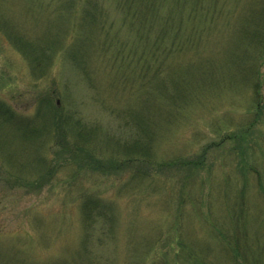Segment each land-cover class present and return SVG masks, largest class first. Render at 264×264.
Returning a JSON list of instances; mask_svg holds the SVG:
<instances>
[{"label":"rangeland","instance_id":"obj_1","mask_svg":"<svg viewBox=\"0 0 264 264\" xmlns=\"http://www.w3.org/2000/svg\"><path fill=\"white\" fill-rule=\"evenodd\" d=\"M219 1L228 3V14L219 20L223 24L215 29L216 43L210 44L217 47L218 54L213 58L207 54L199 63H188L193 49H184L177 41L153 34L148 51L140 56L143 46L141 43V48L137 47L136 36L140 33L132 29L126 12H116L114 0H0V24L6 23L5 28L14 31L15 37H22L31 45H22L24 49L20 47V51L5 36L10 32L0 26V107L5 111L0 112V264H92V255L79 243L87 233L83 226L88 228L80 212L81 192H97L107 199L112 216L122 224L119 250L117 247L121 257L134 249L144 235H152L151 222L159 220L161 227L167 225L172 216L163 210L168 205L175 212L184 195L186 213L194 222L197 217L191 233L196 232L203 239L205 230L198 225L201 212L208 205L218 213H214L216 216L231 218L230 197L234 199L236 193L247 197L257 194L260 200L257 204L247 203L245 212L235 205L234 223L226 221L225 228H221L213 220L216 217L211 222L223 233H243L247 226L248 243H256V234L264 239V122L256 126L258 130L248 133L247 142L254 153L247 157L242 153L247 144L237 138L240 143H236L235 133L240 132L239 124L248 115L245 104H253L254 96L250 89L238 88L239 82L235 84L237 79L230 72L234 64L250 68L254 51L244 48L245 57L235 59L233 34L235 25L241 26L245 11L235 13L238 0ZM263 1L245 0V4L251 7ZM97 3L103 8L101 12L93 6ZM47 45L53 51L51 62L48 66L35 63L31 53L41 52ZM208 48L205 45L201 53ZM26 49L30 53H25ZM76 63L83 64L86 73L76 69ZM213 71L218 77L211 79ZM258 72L263 84L264 60L259 63ZM153 75L168 83L180 77L194 81L198 78L199 83L219 93L207 94L208 101L199 98L187 110L179 111L170 102H152L148 106L155 140L152 153L157 160L196 159L205 147L215 144L206 156L207 169L189 180L190 193L176 183L157 178L155 186L161 191L150 196L146 185H153L152 180L139 183L138 188H134V182L127 185L133 171L113 177L82 172L76 162L65 159V146H59L65 140L58 122L72 118L93 133L87 142L96 148L99 157L116 156L112 151L117 148L115 140L125 145L139 136L141 124L135 114L143 106L141 90H152L156 85ZM12 114L14 119L10 121ZM21 124L27 131L21 130ZM66 139L65 145H75L72 136ZM58 152L63 156H57ZM172 188L176 196L168 199ZM222 188L228 195L231 193L225 201ZM139 191L149 197L140 206H133ZM136 215V221L126 222ZM138 219L145 229L143 233L136 227ZM240 220H246L245 227L240 228ZM164 234L158 238L160 241ZM214 236L217 237L212 230L209 239L217 245L220 242L212 240ZM167 241L168 237L163 245L157 244L158 249L165 251L171 245ZM259 244L256 256L259 264H264V245ZM237 260L244 264V258L237 256Z\"/></svg>","mask_w":264,"mask_h":264},{"label":"trees","instance_id":"obj_2","mask_svg":"<svg viewBox=\"0 0 264 264\" xmlns=\"http://www.w3.org/2000/svg\"><path fill=\"white\" fill-rule=\"evenodd\" d=\"M114 3L116 12H126V14L131 17L132 29L140 33L136 36L139 38L137 47L141 48V46H138L141 43L143 46L140 55L142 57H144L148 51L149 45L147 44H149V37L152 34L156 35L157 38L161 37L165 40L177 41L184 49H193V54L187 59L188 63L190 61L199 63L200 60L207 58V54L211 58L218 54L217 47L211 45L216 43L215 38H213L215 29L221 28L223 24L221 23L223 21L220 22L219 20L221 17L227 16L228 14L226 10L228 3L219 0H114ZM93 6L98 12H101L103 9L99 3L93 4ZM236 10L245 11V16L242 17L243 22L240 27L235 25V32L233 34L235 35V59L241 60L245 57L244 48L246 49L248 47L252 52L254 51V59L252 60L253 62L250 68L247 66L244 67L242 64H234L230 71L231 75L233 74L235 79H237L234 81L235 84L239 82L237 83L238 88L243 90L250 89L253 91L254 102L253 104H245L244 107L248 115H246L243 118V122L239 124L240 132L235 133L236 143H240V141L236 140L237 138L242 139L243 144H247L244 145L245 151L242 153H245L248 157V155L254 153V149L249 147V142H247L248 133L258 130L256 126L260 122H264V94H262V91H264V83H261L258 72L259 63L261 60H264V1L261 5L255 3L251 7H247L245 0L244 2L238 0V4H235V13L237 12ZM223 20H226V18ZM5 24L6 23L1 22L0 26L6 31L8 27L6 29L5 27L7 24ZM7 32L11 33H9L10 37L5 34L7 39L15 43L20 51V47L23 48L22 45H25L27 48L31 47L30 43L24 41L25 39L22 37H15L14 31L11 32L8 30ZM205 45L206 47L210 46V48H208L209 51L202 54L201 48ZM50 48L52 47L47 45L41 52L31 53V57L35 58L34 62L36 61L40 65L48 66L51 62L50 56L53 52ZM225 49L226 48H224V50ZM24 52L30 53L27 49ZM158 59L160 60V58ZM76 64V69L86 73L83 69V64ZM211 73V79L213 77H218L216 71ZM153 77H155L154 81L156 85H154L155 87H153L152 90L147 88L141 90L140 97L142 98L143 106H141V112L135 114L141 124L139 136L136 137L135 140H130L131 143L127 142L125 145L115 140L114 142H116L117 148L112 151L116 153L118 157L114 155H112V158L99 157V154L96 153V148H94L91 143L87 142L93 133H88L87 127L80 123L79 120H75L74 122L72 118L69 120L62 118L58 122L57 127L62 132V137L65 140L63 145L59 144V146H65L63 151L65 159L76 162L82 172L113 177L120 176V174L127 171H133L134 173L130 178V180H132L127 185L134 182L135 184L137 183L134 188H138L139 183L143 185L146 181L152 180L154 184H151L153 185H146L150 188V196L159 194L161 191L159 190V186H155L157 183L155 180L157 178L161 182L164 180L165 183H171L172 185L176 183L180 185V188L183 187L184 191L190 193L192 191V186L190 188L189 180H193L195 175L207 169L205 168L208 162L206 156H208L209 152L215 147V144L205 147L203 152L196 159H186L183 157L167 161L157 160L152 153L155 140L153 137L154 131L150 123L148 106H150L152 102H157L159 104L170 102L172 105H176L179 111L182 109L187 110L199 98L203 97L204 101H208L206 97L207 94L213 96V94L219 93L211 91L206 85L204 86L201 82L199 83L198 78H195L194 81L190 77H180V79H172L168 83L156 75H153ZM231 84L230 86L233 87L234 83ZM204 88L205 91L203 92ZM238 107L242 106L239 105ZM0 112L5 113L2 107H0ZM9 119L10 121L13 120L14 114L10 115ZM43 124L45 123L43 122ZM21 127L23 128L21 129L23 132L27 131L26 127L22 124ZM50 131L51 128H48V133L51 135ZM68 136L74 138L73 141L71 140L75 142L73 147L65 145ZM57 156H63V153L58 152ZM242 167L244 168L245 166ZM208 169H212V167ZM135 180H137V182H135ZM210 182L213 184L212 180H210ZM219 182L221 184L223 180ZM184 186H186L187 189L184 188ZM222 189L224 196L223 200L225 201L226 196H230L231 193L228 195L229 193H225L224 188ZM169 194H171V196ZM169 194L167 197L168 199L172 196L175 197V189L170 191ZM236 194V197L235 195L232 196L234 199L230 197L231 204L228 209L230 210L229 215L231 218L228 215L221 214L220 216H216L218 213L214 212V208H211L210 205H208L207 210L201 212L198 226L201 225L200 227L205 230L202 234L203 239H200L196 232L191 233L192 230L190 227L194 228L195 224L197 225V217L194 222L186 213L187 208L183 207V204L187 201L185 198L186 195H182V200H180L181 204L175 212L173 206L168 207V205L163 210V212L165 211L172 216L167 225L161 227V221L159 220L157 222H151V228H154L151 229L152 235H144L142 241L137 243L134 249L128 250L129 252L126 256L123 253L121 257L118 251V244L119 241L122 240L121 236L123 233L119 231L122 228V224L112 216L108 201H106L107 199H103L97 192H95V194L81 192L80 212H83V216L87 220L88 228H84L83 226L84 232L87 233L83 235L84 239L79 243L84 244L87 247L86 253L92 255L94 259L90 262L92 264H183L184 261L186 264H227L223 263L221 258L231 264H239L237 256H240L242 259L244 258V264H259L260 259L256 254H258V250H260L259 243L261 242V244L264 245V239L260 238L259 234L254 235L257 240L256 243L252 244L250 241L248 243L246 240L247 236L245 234L247 232V226L243 233L242 230H240V232L236 230L235 232L229 231L228 233H223L222 229H218V226L225 228L224 225L226 221L235 222L236 204L245 212L248 205L247 203L257 204L258 200H260L257 194L255 196L249 195L248 197L247 194ZM145 195L147 194L140 192V194L135 196L133 206H135V204L140 206L144 199L149 197ZM111 201H113V199H111ZM164 202L166 203V200L163 198L162 203L164 204ZM135 209H137V207H135ZM262 209L264 212L263 205ZM214 213H216V215ZM248 213H250L249 210ZM214 217L216 218L213 219ZM137 218L138 216L136 215L126 222H134ZM211 219H213L214 222H218V226H212ZM208 221H210V224L207 226ZM240 221L241 223L238 225L242 228L247 222L246 220ZM255 221L258 223L257 218ZM249 223L250 222H248V224ZM250 225L251 224H249V227ZM113 226L115 227L114 229H112ZM136 227L142 233L145 231V229L141 228L139 219L137 220ZM233 229L235 230V227ZM133 230H135L134 227ZM212 230L217 235V237L214 236L212 240L216 243L220 242L217 245H213L210 242L211 239H209V235L212 233ZM164 232H166V234H164L165 237L160 241L158 238H161L160 236ZM167 237V242L171 243V245L168 246L169 248L166 247L165 251L158 249L157 244L161 243L163 245ZM108 257L110 259H108Z\"/></svg>","mask_w":264,"mask_h":264}]
</instances>
